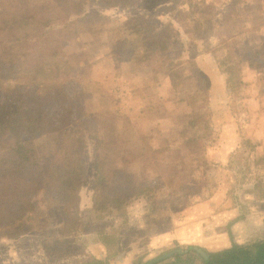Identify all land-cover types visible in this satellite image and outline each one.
<instances>
[{"label": "rangeland", "instance_id": "obj_1", "mask_svg": "<svg viewBox=\"0 0 264 264\" xmlns=\"http://www.w3.org/2000/svg\"><path fill=\"white\" fill-rule=\"evenodd\" d=\"M43 3L55 22L21 30L27 38L8 53L24 72L1 78L0 92L26 81L66 90L83 109L71 128L86 138V177L79 207L67 210L61 195L46 192L33 198L42 215L0 234V264H145L190 247L214 253L235 238L264 241V0ZM160 37L170 52L152 67H137L116 48ZM54 48L56 58L48 54ZM21 53L26 59L16 58ZM222 57L241 68L240 92L227 87ZM206 123L216 139L202 138ZM43 145L49 158L52 137ZM97 160L111 170L109 195L131 201L125 216L93 210ZM156 231L158 241L148 242ZM91 233L107 258L89 259L83 246ZM186 252L160 264H203Z\"/></svg>", "mask_w": 264, "mask_h": 264}, {"label": "trees", "instance_id": "obj_2", "mask_svg": "<svg viewBox=\"0 0 264 264\" xmlns=\"http://www.w3.org/2000/svg\"><path fill=\"white\" fill-rule=\"evenodd\" d=\"M54 2L57 3V0ZM101 2L111 8L133 4V0ZM96 16L101 17L100 14ZM54 22L43 0H0V79L18 77L24 72L21 64L16 65L8 53L9 49L22 46L27 38L26 34L19 37L21 30L30 29L36 24L37 27L50 29ZM146 44L149 47H144ZM116 48L125 60L134 62L137 67L155 66L157 62L166 59V52H170V45L164 37H160V40L151 38L142 45L139 39V46L135 50H130L122 40ZM48 54L56 58L59 51L54 48ZM26 57V54L21 53L16 58ZM217 64L226 75L227 87L240 92L243 86L241 68L225 57L219 58ZM170 65H173L172 62ZM190 65L195 74H199L200 69L196 63L191 62ZM173 67L170 66V71ZM173 84L176 86L174 80ZM18 89L16 92H0V234H5L7 229L13 227H28L29 221L42 215V208L33 200L40 193L61 195L64 200L61 204L67 210L79 207L86 177V138L80 127L71 128L76 115L83 112L80 105L64 89L51 91L39 83L31 84L27 81L20 84ZM197 124L192 121L190 127L195 128ZM203 132L204 140L211 136L212 140L216 139L209 124L206 123ZM51 137L54 148L47 158L43 143ZM111 176L107 164L97 160L92 194L93 210L97 214L110 211L125 216L131 201L125 196L109 195ZM229 235L232 238L230 229ZM193 253L203 264H264V242L249 245L233 242L228 249L208 253L209 262L197 251ZM182 257L183 254H176L174 259L181 261ZM91 264L103 262L95 260Z\"/></svg>", "mask_w": 264, "mask_h": 264}, {"label": "crops", "instance_id": "obj_3", "mask_svg": "<svg viewBox=\"0 0 264 264\" xmlns=\"http://www.w3.org/2000/svg\"><path fill=\"white\" fill-rule=\"evenodd\" d=\"M234 229H235V228H234ZM235 230H236V229H235ZM157 231H158V230H157ZM157 231L154 232L152 235H148V236H147V240H148V242L153 243V241H156V242L158 241V240H157V235H156ZM166 231H167V230H166ZM231 232H232V234H236L234 230H233V231L231 230ZM91 235H92V237H91L92 241H91V242H87V240H90V238L87 239V236H88V235H87V234L84 235L86 245L83 246V247H84V250L86 251V253H87L88 257H89V259H93V260H94V258H98V259H104V258H107V253H106V250H105V248L103 247V245L97 241V239H96V237H95V236H96L95 234H92V233H91ZM49 240L51 241V239H49ZM61 240H64V242H65L66 245H67V243L70 242V240L65 239V238H64V239H61ZM235 241L239 243V241H238L237 238H235ZM60 242H61V241H60ZM42 245H43V244H42ZM58 245H59V244H58V241H56V242H55V246H58ZM75 246L79 247V244L76 242V243H75ZM229 246H230V245H228L226 248H228ZM41 247H42V246H41ZM55 253H58V252L56 251ZM54 255H55V254H54ZM68 255H70V253H69L68 251H61V252L59 253V257H60V258H63L64 256L68 257ZM41 256H42V255H41ZM55 256H56V255H55ZM72 256L74 257V259L76 258V256H74V255H72ZM88 257H87V256H84L83 259H82V263H85V259L88 258ZM63 261H64V259L58 261L57 264H59L60 262H63ZM67 263L70 264V261H67ZM123 263L126 264L125 261H123ZM64 264H66V263H64Z\"/></svg>", "mask_w": 264, "mask_h": 264}, {"label": "water", "instance_id": "obj_4", "mask_svg": "<svg viewBox=\"0 0 264 264\" xmlns=\"http://www.w3.org/2000/svg\"><path fill=\"white\" fill-rule=\"evenodd\" d=\"M191 250V251H197L207 262H209V256L208 254L203 251V249L198 248V247H190L187 252ZM186 251H182V250H177L171 253H167L165 255H162L156 259H153L151 261L146 262L145 264H160L163 261H167L168 259L173 258L176 254H185ZM186 252V253H187Z\"/></svg>", "mask_w": 264, "mask_h": 264}, {"label": "flooded vegetation", "instance_id": "obj_5", "mask_svg": "<svg viewBox=\"0 0 264 264\" xmlns=\"http://www.w3.org/2000/svg\"><path fill=\"white\" fill-rule=\"evenodd\" d=\"M234 240V239H233ZM234 243H236V244H238L236 241H233ZM232 242V243H233ZM260 242H264V241H260ZM232 245V244H231ZM238 245H240V244H238ZM228 248H230V247H228ZM228 248H226V249H228ZM223 250H225V249H222V250H219V251H217V252H220V251H223ZM214 253H216V252H214Z\"/></svg>", "mask_w": 264, "mask_h": 264}]
</instances>
